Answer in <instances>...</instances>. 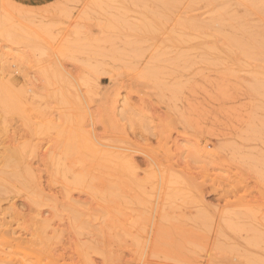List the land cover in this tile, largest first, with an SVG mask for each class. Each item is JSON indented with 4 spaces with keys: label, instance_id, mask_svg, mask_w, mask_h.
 I'll list each match as a JSON object with an SVG mask.
<instances>
[{
    "label": "rangeland",
    "instance_id": "rangeland-1",
    "mask_svg": "<svg viewBox=\"0 0 264 264\" xmlns=\"http://www.w3.org/2000/svg\"><path fill=\"white\" fill-rule=\"evenodd\" d=\"M0 264H264V0H0Z\"/></svg>",
    "mask_w": 264,
    "mask_h": 264
},
{
    "label": "bare ground",
    "instance_id": "bare-ground-1",
    "mask_svg": "<svg viewBox=\"0 0 264 264\" xmlns=\"http://www.w3.org/2000/svg\"><path fill=\"white\" fill-rule=\"evenodd\" d=\"M55 211V210H54ZM57 212V211H56Z\"/></svg>",
    "mask_w": 264,
    "mask_h": 264
}]
</instances>
